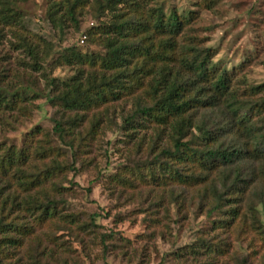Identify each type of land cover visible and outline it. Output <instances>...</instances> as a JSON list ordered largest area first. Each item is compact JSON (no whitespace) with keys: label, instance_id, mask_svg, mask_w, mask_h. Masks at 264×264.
Listing matches in <instances>:
<instances>
[{"label":"trees","instance_id":"16d2710c","mask_svg":"<svg viewBox=\"0 0 264 264\" xmlns=\"http://www.w3.org/2000/svg\"><path fill=\"white\" fill-rule=\"evenodd\" d=\"M27 1L0 0V43L5 31L13 32L15 48L28 52L34 60L30 67L40 71L49 64L53 44L27 36L22 9ZM85 12L105 19L88 31L89 41L103 45L105 54H83L75 47L60 52L57 65L78 72L68 82L48 76L52 133L36 127L26 133L23 146L0 141V264L26 246L36 264H51L46 260L55 258L48 244L56 243L54 230L97 234L102 215L83 220L69 212L70 189L60 180L69 171L77 173L96 141L105 121L98 111L129 96L136 99L135 109L122 129L149 125L153 130L137 150L147 147V162L130 170L140 183L162 188L152 206L169 201L183 209L192 193L190 200L216 219L174 258L217 264L234 256L238 264H250L230 251L234 241L251 233L264 244V84L241 90L232 72L214 64L212 50L187 32L195 12H168L157 0H51L48 17L55 28L79 29ZM4 84L0 78V135L14 126L12 118L30 115L29 102L39 96L31 87ZM49 136L57 138V146ZM63 148L73 154L72 167L62 160ZM119 181L122 187L132 182ZM110 237L100 236L105 249Z\"/></svg>","mask_w":264,"mask_h":264},{"label":"rangeland","instance_id":"374dc122","mask_svg":"<svg viewBox=\"0 0 264 264\" xmlns=\"http://www.w3.org/2000/svg\"><path fill=\"white\" fill-rule=\"evenodd\" d=\"M157 2H161L168 12L171 9L181 15L195 12L197 17L187 27L188 34L200 46L212 50L214 64L232 72L241 90L264 84V0H216L212 5L208 0ZM50 3L51 0H28L22 4L27 36L53 44L49 49V64L46 63L44 69L35 71L30 67L34 60L28 52L15 48L18 39L13 32L5 31V38L0 43V78L4 85L31 87L39 95L29 102L30 115L22 116L18 121L12 118L14 126L0 135V141L9 145L22 143L23 146L26 133L36 127L52 133L54 110L46 99L48 76L68 82L78 72L77 67L57 65L60 52L75 47L83 54H105L103 45L92 44L88 38V31L103 24L105 19L97 21L85 12L79 29L73 26L55 28L48 17ZM143 95L144 92H139L137 96ZM135 103L133 97H123L107 109L98 111L105 121L96 141L87 147L88 154L79 161L77 173L69 171L61 175L60 181L70 189L65 195L69 212L83 215V220L89 219L91 214H101L102 227L97 228L95 236L54 230L56 243L48 244L53 248L55 258L46 260L49 263L194 264L191 259L174 258L173 254L195 243L200 232L209 231L216 219L207 217L199 209V203L190 200L192 193L183 209L169 201L156 208L152 206L159 203L162 188L140 183L130 170L147 162V147L139 154L137 150L143 140L149 141L153 130L149 125L130 132L122 129L124 118L135 109ZM49 139L53 146L58 145L57 138L49 136ZM62 152L64 164L72 167V152L66 148ZM125 178L132 182L122 187L119 180ZM260 217L264 222L262 207ZM154 219L160 223H152ZM101 234L112 236L106 242L107 249L100 241ZM28 248L12 250L13 258L3 264H36ZM230 252L239 259L247 257L250 264H264V244L256 234L243 237L241 242L234 241ZM217 264L238 263L234 256H226Z\"/></svg>","mask_w":264,"mask_h":264}]
</instances>
